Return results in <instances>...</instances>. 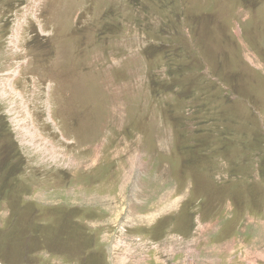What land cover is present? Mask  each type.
<instances>
[{"label": "rangeland", "instance_id": "374dc122", "mask_svg": "<svg viewBox=\"0 0 264 264\" xmlns=\"http://www.w3.org/2000/svg\"><path fill=\"white\" fill-rule=\"evenodd\" d=\"M0 264H264V0H0Z\"/></svg>", "mask_w": 264, "mask_h": 264}]
</instances>
